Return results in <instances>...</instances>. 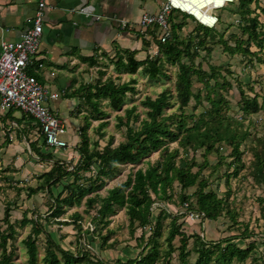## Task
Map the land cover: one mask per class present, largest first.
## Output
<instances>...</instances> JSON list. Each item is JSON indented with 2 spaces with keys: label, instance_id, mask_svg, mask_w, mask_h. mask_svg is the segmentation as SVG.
<instances>
[{
  "label": "trees",
  "instance_id": "trees-1",
  "mask_svg": "<svg viewBox=\"0 0 264 264\" xmlns=\"http://www.w3.org/2000/svg\"><path fill=\"white\" fill-rule=\"evenodd\" d=\"M234 3L237 4L235 15L242 19L244 32L248 34V48L244 52L252 54L251 44L263 50L264 33L259 30L261 22L257 11L264 14V6H261L260 0H234L231 4ZM253 4H255L254 9ZM219 19L218 27L222 23V19L220 17ZM185 25V23L172 25V36L165 44L158 41L155 35L157 29L151 33L155 42L159 44V56L138 61L134 53H127L125 60L124 56L120 55V60L117 62L120 72L132 76L142 72L151 80L167 76L164 70L165 62L177 67L175 82L177 111L167 113V110L173 109L175 104L172 101L174 95L165 90L156 98L146 96L141 101V105L146 110L145 117H142L137 106L126 107L129 98L137 94L138 80L131 79L129 82L116 84L110 79L104 84L88 89L90 94L87 102L93 110L88 111L86 123L81 129V142L77 148L80 159L76 165L54 160L51 154H44L31 145L32 151L37 152L39 159L42 162H50L52 168L40 177L42 181L36 188L29 187L26 190L28 197L32 198L40 192L47 193L53 203L51 216L56 220L66 214L67 208L81 206L86 198L84 212L93 216L90 227L93 224L95 227L93 226V230L91 228L85 230L82 225L83 215L79 212L71 215V224L77 230L79 239V249L73 252L56 243L43 225L41 215H35L30 210L25 211L19 224L21 228L31 225V232L23 240L28 256L27 264H39L38 239L42 235L46 238L43 258L45 264H171L176 252L179 253L178 258L182 264H189L190 240H193V248L197 254L194 264H243L249 259L252 261L251 264H264V251L258 257L257 255L252 257L258 250L255 242L250 243L247 248L235 243L237 237L207 242L204 235L197 233L190 236L184 229L185 224L191 222L189 220L191 213L205 215L204 221L197 222L204 227L207 221H218L224 214L235 220L227 200L220 198L215 191L207 190L209 183L201 179V174L209 161L204 157L205 163L198 165L196 154L198 151H204V156H207L218 151L217 145L227 144L231 148V158H233L230 166L235 168L234 174L238 176V171L243 167L241 146L249 137L247 132L239 133L240 124L235 120H229L222 111L228 103L222 90L229 91L233 85L222 75L220 67L210 66L209 71H205L201 64L198 66L194 64L196 58L200 56V48L208 55H211L212 50L200 35L191 38L195 34L194 30L191 35L180 34L179 32L186 30ZM196 25L208 29V31L204 30L206 34L218 30V27L209 29L198 23ZM144 43L145 47L151 46V42L146 39ZM242 45L243 43L237 45L235 51H243ZM230 50L234 51V49ZM195 81L203 85L205 95L201 91L194 92ZM92 90L95 92L91 93ZM240 96L239 105L243 117L252 116L262 110L257 96L251 98L243 90L240 91ZM203 99L211 106L210 110L199 116L186 112L193 100L201 104ZM102 100H108V106L114 112L124 111V115L116 116V127L124 130L125 134V140L117 146H114V139L111 138L104 147H101L99 142L92 141L88 134L94 121L100 122L98 132L110 125L111 114L101 109ZM190 123L192 126L189 125ZM234 125L237 127H233ZM174 143H177L178 147L171 149L170 145ZM223 149L221 147V150ZM190 151L194 156L190 157ZM154 153H159L156 162H149L145 169L132 170L124 182L108 189L105 195L101 194L121 166L136 165ZM218 162L220 164V161ZM195 168H198V171L194 172ZM254 180L264 186V135L262 153L256 154ZM176 184L180 188L181 207L179 206L173 214L167 203L172 199L171 193L175 191ZM59 188L61 190L55 194V190ZM192 188H195V191L187 193ZM1 201L0 198V203ZM260 204L264 220V198L260 199ZM12 210V204L5 206L2 220L6 229L0 231L2 251L0 264H17L13 259V250L10 249V241L17 234L16 225L11 220ZM119 210H126L132 237L136 235L138 229L142 230L141 236L136 238L138 248L142 251L136 258L128 261L117 259L107 262L95 258L97 255L84 249L83 237L87 242L86 238L89 236L90 244L97 239L100 240L102 250L112 248L108 247L111 231L108 230V235H103L100 226L108 227L111 223L110 217L116 215ZM155 212H158L156 217ZM29 213H33L34 216L29 218ZM168 219L170 223L167 236L161 243L164 221ZM58 222L59 225L70 224ZM147 229L149 236L145 231ZM177 239L180 242L179 247L175 246ZM86 244L91 248L88 243H85V246Z\"/></svg>",
  "mask_w": 264,
  "mask_h": 264
},
{
  "label": "rangeland",
  "instance_id": "rangeland-1",
  "mask_svg": "<svg viewBox=\"0 0 264 264\" xmlns=\"http://www.w3.org/2000/svg\"><path fill=\"white\" fill-rule=\"evenodd\" d=\"M260 3L261 6H264V0H260ZM252 7L254 9L255 4H253ZM215 13L222 19V23L218 27V30L209 34H206L208 29L202 27L200 28L203 30L200 29L193 18L181 13H173L170 17V23L171 26L185 23L186 30L179 32L180 34L183 33V36L188 34L191 35V32L194 30L195 34H193V37L191 36L192 39L200 35L201 39L206 40L208 47L212 50L211 55H208L205 50L200 48V56L196 58L194 64L196 66L201 64L205 71H209L210 66L221 68L222 75L233 85V88L229 89V91L222 90L223 95L226 96L228 101L227 106H224L222 111L227 115L229 120H235L240 124L238 126L239 133L247 132L249 137L241 146V163L243 167L238 171V176H235L234 174L235 168L230 166L233 162V158H231V148L227 144L222 143L221 145H217L216 147H219L218 151H214L207 156H204V151H198L196 154L198 165L205 163L204 157L209 161L201 174V179H205L209 183V188L207 190L215 191L220 198L227 200L228 207L232 211L235 220L229 217L228 214H224L218 221H207L205 227L200 224L197 227L198 224L191 221L185 224L186 227L184 229L190 236L197 233L201 236L204 235V237H206L205 241L207 242H218L223 239L237 237L238 239L235 240V243L242 248H247L250 243L255 242L257 243L258 250L252 255V257H255V255L258 257L260 253H263L264 251V220L262 218L260 204V199L264 198V186L254 180V173L256 154L262 153V139L264 135V49L260 50V48L256 47L254 44H251L250 47L252 54L249 55L244 52V50L248 48V34L246 31L244 32L245 28L242 26L244 24L242 19L235 15L237 13L236 3L228 5L225 9L216 11ZM257 13L260 16L261 22L259 30L264 33V14L260 11H257ZM240 43H243L241 46L243 51H235L237 50L235 47ZM230 49H234V51ZM187 60L188 59H185V61ZM164 70L167 76H161L156 80L148 79L141 72L136 87L137 94L129 98L127 107L133 105L137 106L138 112L142 114V117H145L146 110L141 105V101H143L146 96L156 98L157 95L167 90L174 95L172 101L175 104L173 109L167 110V113L177 111L175 82L178 68L165 62ZM123 80L128 81L129 78L124 77ZM193 90L195 93L201 91L203 95H205L203 85L199 82L195 81ZM241 90L251 98H254L255 96L258 97V101L260 105H262V110H260L259 113L253 114L249 117H243L239 105L241 100ZM210 108L211 106L204 99L201 104H197L196 100H193L186 112L188 114L199 116L201 113L210 110ZM108 112L111 114L109 118L110 125L104 128L101 132H98L100 122L94 121L88 132L92 141H98L101 147H104L111 138L114 139V146L119 145L125 140L124 130L116 127V116L124 115V111ZM16 113L17 116L22 115L19 111ZM79 122L82 124L84 119L79 118ZM189 125L192 126L191 123ZM233 127L237 126L234 125ZM73 135L79 137V133L75 130H73ZM70 136L71 141L68 139ZM72 138V135H67L64 137V140L72 143ZM170 147L171 149H176L178 146L177 143H174L170 145ZM221 147L224 149L221 150ZM181 153V156H183L182 151ZM27 155L29 159L24 163V171H21L22 173L16 171L8 174L7 177L10 179L9 182H2L0 188V198L2 200L0 203V231L6 229V225L2 220L4 217L5 206L12 204L13 210L11 220L16 225L17 234L15 238L10 241V249L13 250V259L17 264H27L28 259L23 240L31 232V225L21 228L19 224L23 219V213L27 210L34 212L35 215H41L43 217V225H45L46 230L51 233L56 243L64 249L73 252L79 249V239L77 230H75L74 225L71 224V215L75 212H79L83 215L84 220L82 221V225L85 230L88 228L93 230L95 227L94 224V227H90L93 216L85 214L84 212L86 209V198L83 200L81 206L67 208L66 214L56 220L51 216V206L53 203L50 201L47 193L40 192L32 198L28 197L26 190L29 187H37L40 184V181H37V178L35 179L34 177H36L37 173H40L41 163L32 161L29 154ZM192 156H194V154L190 151V157ZM158 158L159 153H154L149 158L136 165L121 166L118 173L108 181L107 186L101 191V194L105 195L108 189L124 182L132 170L136 171L140 168L145 169L149 162L154 163ZM16 160H18V158ZM218 161H220V164H218ZM182 165H184V163ZM26 170L30 171V174H28L27 178H23L22 174H24ZM193 171H198V168H195ZM14 177H17L18 179L23 178V180L16 181L14 180ZM175 188V191L171 193L172 199L170 201L168 200L169 203H167L169 204L168 208L173 214L176 213L179 206L181 207L180 188L177 184ZM194 191L195 188H192L191 190H188L187 193H193ZM58 192L59 190H55V194ZM157 215L158 212H155L154 216L156 217ZM33 216V213H29V218H32ZM58 221L68 222L70 224L68 226L59 225ZM110 221L111 223L108 227L100 226V229H102L103 235H108L107 231H111L112 234H109L108 247L112 248L102 250L100 240L97 239L90 244V237L88 236V238H86L87 242L83 237L84 240L82 243L84 249L93 255H97L95 258H100L107 262H112L117 259L128 261L136 258L142 251L138 248V242L136 240V238L141 236L142 230L138 229L136 235L134 237L131 236L129 218L126 214V210H119L116 215L110 217ZM169 223V219L164 221V227L162 230L163 237L160 238L161 243L165 241ZM145 231L147 236H149L150 233L148 232V229ZM85 243H88L91 248H88L87 244L85 246ZM38 245L39 264H45L43 261L46 247L45 236H40L38 239ZM179 245L180 242L179 239H177L175 241V246L179 247ZM189 250L191 255L188 263L194 264L197 260V254L193 248V240H190ZM1 252L0 249V256ZM178 254L179 253L176 252L173 255L171 264H182L178 258ZM251 262V259H249L243 264H251Z\"/></svg>",
  "mask_w": 264,
  "mask_h": 264
},
{
  "label": "crops",
  "instance_id": "crops-1",
  "mask_svg": "<svg viewBox=\"0 0 264 264\" xmlns=\"http://www.w3.org/2000/svg\"><path fill=\"white\" fill-rule=\"evenodd\" d=\"M165 2L166 0L46 1L41 46L28 67V73L35 75L51 92L59 95L57 99L50 100L48 106L64 121L67 135H72L73 142L67 141L69 147L66 149H48L40 128L32 117L22 113L17 116V110L0 113V188L2 182H9L8 174L24 171V163L29 159L27 154L32 161L41 163V171L36 172L34 177L37 181L41 182L40 177L51 170V163L42 162L37 152L32 151L31 145L44 154H51L54 160L74 165L78 163L80 156L77 148L81 142V129L86 123L88 111L93 110L87 102L89 87L104 84L110 79L116 84L129 82L131 79L138 80L140 73L132 76L120 72L117 62L120 55L125 60L127 53H134L138 61L150 57L151 46L145 47L138 24L144 14H157ZM87 6L94 7L102 20L97 21L72 12L73 9ZM38 7L39 0H0V55L4 42H19L23 34L32 27ZM123 22H126V26L122 25ZM39 64L44 67L40 68ZM123 76L129 80H123ZM94 92L95 90L91 91ZM101 109L113 111L108 106V100H102ZM79 118L84 119L82 124ZM73 130L79 133V137L73 135ZM68 139L71 141V136ZM28 174L30 171L26 170L22 177L27 178ZM23 178L14 177V180L22 181ZM197 224L198 227L199 223Z\"/></svg>",
  "mask_w": 264,
  "mask_h": 264
},
{
  "label": "built area",
  "instance_id": "built-area-1",
  "mask_svg": "<svg viewBox=\"0 0 264 264\" xmlns=\"http://www.w3.org/2000/svg\"><path fill=\"white\" fill-rule=\"evenodd\" d=\"M47 0H39V7L35 14L33 25L16 43L4 42L0 55V113L5 114L17 110L24 115L32 117L40 128L41 136L48 149L60 150L69 147L64 137L67 135V128L60 116L48 106L50 100L59 97L57 93L51 92L48 87L42 84L35 75L28 73L34 57L38 54L41 46L43 33L44 10L47 7ZM234 0H166L157 14L146 13L138 24L143 38L151 42L150 57L160 55V47L151 33L157 29L158 41L165 44L172 36L170 17L173 13H181L192 17L199 25L215 29L220 23L216 11L225 9ZM202 4L203 6H199ZM198 10L202 17H198L192 11ZM73 13L82 14L87 18L97 21L102 16L97 14L92 6L81 9H73ZM126 26V22L122 23ZM43 68V64H39ZM204 214L191 213L189 220L202 222Z\"/></svg>",
  "mask_w": 264,
  "mask_h": 264
},
{
  "label": "bare ground",
  "instance_id": "bare-ground-1",
  "mask_svg": "<svg viewBox=\"0 0 264 264\" xmlns=\"http://www.w3.org/2000/svg\"><path fill=\"white\" fill-rule=\"evenodd\" d=\"M223 1H224V0H218L219 3L223 2ZM199 6L202 7L203 5L200 4ZM192 12H193L194 14H196V15H197L198 17H200V18L202 17V13H201L200 11H198V10H193Z\"/></svg>",
  "mask_w": 264,
  "mask_h": 264
}]
</instances>
